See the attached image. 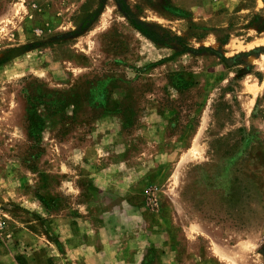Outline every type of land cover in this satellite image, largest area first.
I'll return each mask as SVG.
<instances>
[{
	"label": "rangeland",
	"instance_id": "1",
	"mask_svg": "<svg viewBox=\"0 0 264 264\" xmlns=\"http://www.w3.org/2000/svg\"><path fill=\"white\" fill-rule=\"evenodd\" d=\"M264 264V0H0V264Z\"/></svg>",
	"mask_w": 264,
	"mask_h": 264
},
{
	"label": "crops",
	"instance_id": "2",
	"mask_svg": "<svg viewBox=\"0 0 264 264\" xmlns=\"http://www.w3.org/2000/svg\"><path fill=\"white\" fill-rule=\"evenodd\" d=\"M143 255L142 253L140 252L138 255H134L129 261L130 264H138V260H140V258H142Z\"/></svg>",
	"mask_w": 264,
	"mask_h": 264
}]
</instances>
